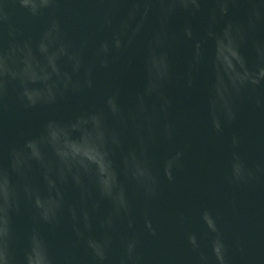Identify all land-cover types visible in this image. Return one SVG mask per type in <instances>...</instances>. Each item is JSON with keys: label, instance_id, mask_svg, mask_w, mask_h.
Listing matches in <instances>:
<instances>
[{"label": "water", "instance_id": "95a60500", "mask_svg": "<svg viewBox=\"0 0 264 264\" xmlns=\"http://www.w3.org/2000/svg\"><path fill=\"white\" fill-rule=\"evenodd\" d=\"M0 264H264V0H0Z\"/></svg>", "mask_w": 264, "mask_h": 264}]
</instances>
